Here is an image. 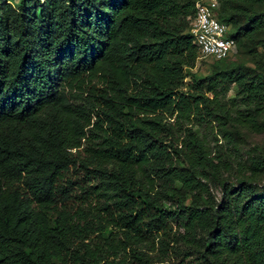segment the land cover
<instances>
[{
	"label": "trees",
	"instance_id": "16d2710c",
	"mask_svg": "<svg viewBox=\"0 0 264 264\" xmlns=\"http://www.w3.org/2000/svg\"><path fill=\"white\" fill-rule=\"evenodd\" d=\"M196 1L1 4L0 264H264V185L212 197L198 130L264 131V75L187 71ZM218 1L264 31V0Z\"/></svg>",
	"mask_w": 264,
	"mask_h": 264
},
{
	"label": "rangeland",
	"instance_id": "374dc122",
	"mask_svg": "<svg viewBox=\"0 0 264 264\" xmlns=\"http://www.w3.org/2000/svg\"><path fill=\"white\" fill-rule=\"evenodd\" d=\"M20 0H0L2 3H10L17 6ZM255 11H264V6L256 7ZM227 13H232L228 6ZM235 26H230L228 33L236 31ZM264 42V31H259L253 37L241 38L236 43L235 51L225 60L210 61L197 59L192 69L187 70L190 73H196L199 76H205L214 65L222 67H238L241 66L247 73L257 72L264 75V48L260 46ZM234 91L230 90L228 95H233ZM172 121V119H170ZM260 123L264 126V111L259 117ZM197 129L196 126L193 127ZM232 133L229 141L217 134L218 129L214 125L212 128L203 130L199 128V134L205 138L208 150L213 163L217 165V159H221L228 164V169L219 168L216 175H209L206 180L209 194L220 199V186L218 181H225L234 186H239L242 181L243 185H250L253 190L259 191L264 185V131L253 132L244 129L227 127ZM217 139V141H215ZM168 204V203H167ZM52 215H49L50 222ZM172 233L175 232V227L172 226ZM156 251L151 254L154 258ZM168 264H180L181 260L174 256L166 258ZM58 264V261H54Z\"/></svg>",
	"mask_w": 264,
	"mask_h": 264
},
{
	"label": "built area",
	"instance_id": "2783aa9c",
	"mask_svg": "<svg viewBox=\"0 0 264 264\" xmlns=\"http://www.w3.org/2000/svg\"><path fill=\"white\" fill-rule=\"evenodd\" d=\"M218 0H197L194 16L188 30L193 36L199 59L218 61L228 58L236 49V42L229 36V27L219 21Z\"/></svg>",
	"mask_w": 264,
	"mask_h": 264
}]
</instances>
